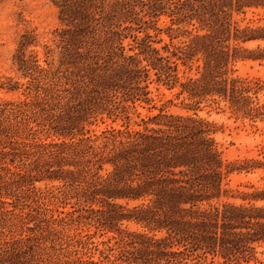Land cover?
I'll use <instances>...</instances> for the list:
<instances>
[{
  "label": "trees",
  "instance_id": "1",
  "mask_svg": "<svg viewBox=\"0 0 264 264\" xmlns=\"http://www.w3.org/2000/svg\"><path fill=\"white\" fill-rule=\"evenodd\" d=\"M52 1L64 25L56 30L59 56L49 45L46 65L19 56L29 70L26 98L0 102V264H53L32 226L21 237L9 229L8 237L1 223L20 188L44 179L59 180L61 197L73 200L58 221H87L120 234L113 258L90 264H244L255 258L264 242V204L256 203L264 189L245 191L248 203L221 200L230 192L225 178L233 168L214 124L196 110L204 101L223 100L237 114L264 113L252 106L250 87L230 73L241 55L264 58V48L247 44L264 40V25L241 27L235 19L264 8V0ZM163 15L170 18L165 31L172 43L180 35L185 40L156 45L161 39L150 29L163 30L157 26ZM234 40L247 46H233ZM196 56L202 68L179 92L193 99V113L160 108L137 128L127 121L124 128L89 134L99 118L130 119L129 108L151 100L152 72L159 81H176L177 60L187 64ZM37 132L54 138L37 141ZM126 221L145 230L123 232Z\"/></svg>",
  "mask_w": 264,
  "mask_h": 264
},
{
  "label": "rangeland",
  "instance_id": "2",
  "mask_svg": "<svg viewBox=\"0 0 264 264\" xmlns=\"http://www.w3.org/2000/svg\"><path fill=\"white\" fill-rule=\"evenodd\" d=\"M235 19L243 27L247 24L264 25V8H252L245 13L235 16ZM170 23V18L163 15L157 23L161 32L150 29L159 47L165 43L179 44L187 38L180 35L172 40L165 31ZM64 27L58 13V7L52 0H0V102L20 101L26 98V85L30 76L20 66L19 56L37 59L42 65H46V45L52 48V54L57 59L59 48L56 45V30ZM176 27V26H175ZM191 28V27H190ZM28 37L29 43L22 46L21 41ZM132 37L124 40L126 51ZM249 49L264 48V40L247 43ZM233 46H247L241 41L234 40ZM22 54V55H19ZM246 56V55H244ZM253 57V55H247ZM177 70L174 72L178 78L166 83L157 80V75L152 72L150 82L149 101H139L136 108H129L128 115L105 116L99 118L90 125L89 134L101 133L102 130L116 127L124 128L129 121L130 128L139 127L142 118L156 113L160 108L169 112L193 113L191 99L188 93H179L182 89L181 82L187 77H195L202 68V60L196 56L184 64L177 60ZM232 77L242 80L250 87L249 95L252 106H259L264 112V58L253 59L241 55L236 58L231 66ZM198 114L214 124L216 129L214 137L222 156L230 163V170L225 178L226 187L230 188L228 195L221 200L248 203L251 198H243L244 192H252L264 189V113L252 117L246 114H237L231 111L225 101L219 103L207 100L199 104L196 110ZM37 128L35 122L32 123ZM54 135L46 132H37L36 140L49 142ZM231 169V168H230ZM225 170H227L225 168ZM59 180H41L34 183H26L20 188L19 199L8 198L15 201L9 204L12 211L2 218V225L8 237L13 235L21 237L30 231L24 232L27 226L33 227L41 243L40 249L53 260V264H90L91 261H104L112 259L117 252V241L120 234L113 230L103 229L85 221H58L65 216L67 211L73 209L71 199H64L59 192ZM253 201V199L251 200ZM259 205L264 204V199L256 200ZM29 215V216H28ZM56 218L57 220H54ZM125 231L141 230L145 228L134 222L126 221L120 225ZM31 232V233H32ZM22 233V234H20ZM114 248V249H113ZM195 255L191 261H197ZM212 255H208V261ZM264 262V242L256 247L255 258L244 264H256Z\"/></svg>",
  "mask_w": 264,
  "mask_h": 264
}]
</instances>
